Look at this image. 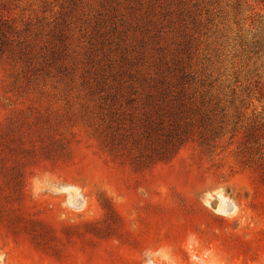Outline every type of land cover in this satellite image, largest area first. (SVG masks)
I'll use <instances>...</instances> for the list:
<instances>
[{"label":"rangeland","instance_id":"374dc122","mask_svg":"<svg viewBox=\"0 0 264 264\" xmlns=\"http://www.w3.org/2000/svg\"><path fill=\"white\" fill-rule=\"evenodd\" d=\"M105 2L0 0V18L36 50L51 17L73 8L71 49L81 53L84 17ZM111 2L157 25L146 62L176 50L215 85L229 121L264 118V56L254 45L264 0ZM21 67L0 59V264H264V177L242 164L241 131L138 168L134 151L109 152L103 100L78 82L81 65L69 86L36 82Z\"/></svg>","mask_w":264,"mask_h":264},{"label":"trees","instance_id":"16d2710c","mask_svg":"<svg viewBox=\"0 0 264 264\" xmlns=\"http://www.w3.org/2000/svg\"><path fill=\"white\" fill-rule=\"evenodd\" d=\"M127 9L126 16L106 0L94 16L84 17L86 26L79 30L84 44L81 53L71 49L73 8L51 17L42 46L36 50L33 42L25 41L0 18V59L20 63L24 77L36 82L55 80L66 86L77 82L75 72L81 65L78 82L89 94H99L103 100L109 152L122 148L134 151L138 168L167 162L189 143L211 150L225 134L237 130L242 132L238 147L242 164L256 165L264 177V118L253 114L247 123L238 115L232 117L235 121H229L231 117L222 107L215 85L208 76L193 70L188 60L179 58L176 50L171 55L155 54L151 62H146L143 46L148 40L150 49L155 50L156 38L151 33L157 25L149 13L137 15L134 5ZM129 28L133 38L127 39ZM254 45L256 54L264 56V37ZM109 56H118L125 65L121 62L116 68L110 67ZM255 92L247 90L246 98Z\"/></svg>","mask_w":264,"mask_h":264}]
</instances>
